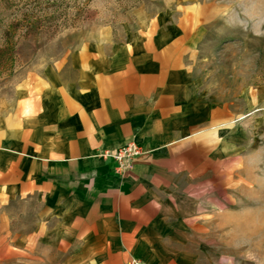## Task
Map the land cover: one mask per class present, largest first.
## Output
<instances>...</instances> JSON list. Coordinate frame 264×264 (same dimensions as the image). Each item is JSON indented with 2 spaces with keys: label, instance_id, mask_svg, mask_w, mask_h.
Here are the masks:
<instances>
[{
  "label": "crops",
  "instance_id": "obj_1",
  "mask_svg": "<svg viewBox=\"0 0 264 264\" xmlns=\"http://www.w3.org/2000/svg\"><path fill=\"white\" fill-rule=\"evenodd\" d=\"M201 36L190 19L151 17L83 42L1 97L0 208L38 202L39 232L101 264L148 260L159 227L217 169L234 121L201 89ZM129 141L145 153L120 171L101 152Z\"/></svg>",
  "mask_w": 264,
  "mask_h": 264
},
{
  "label": "rangeland",
  "instance_id": "obj_2",
  "mask_svg": "<svg viewBox=\"0 0 264 264\" xmlns=\"http://www.w3.org/2000/svg\"><path fill=\"white\" fill-rule=\"evenodd\" d=\"M151 17L197 23L201 89L234 121L217 169L189 188L143 260L264 264V0H0V98L83 42L122 38ZM2 214L0 264H101L52 228L39 232L38 202L19 199Z\"/></svg>",
  "mask_w": 264,
  "mask_h": 264
},
{
  "label": "built area",
  "instance_id": "obj_3",
  "mask_svg": "<svg viewBox=\"0 0 264 264\" xmlns=\"http://www.w3.org/2000/svg\"><path fill=\"white\" fill-rule=\"evenodd\" d=\"M145 153L144 148L136 141H129L116 149H107L101 152L104 157H111L117 162V169L122 171L133 167L137 157ZM127 264H146V262L138 257H131Z\"/></svg>",
  "mask_w": 264,
  "mask_h": 264
}]
</instances>
